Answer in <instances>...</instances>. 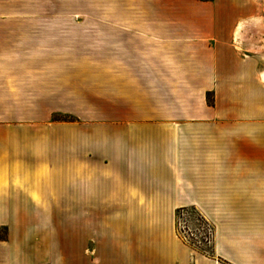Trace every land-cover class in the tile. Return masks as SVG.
Returning a JSON list of instances; mask_svg holds the SVG:
<instances>
[{
	"label": "crops",
	"instance_id": "obj_1",
	"mask_svg": "<svg viewBox=\"0 0 264 264\" xmlns=\"http://www.w3.org/2000/svg\"><path fill=\"white\" fill-rule=\"evenodd\" d=\"M0 227V264H264V0H0Z\"/></svg>",
	"mask_w": 264,
	"mask_h": 264
},
{
	"label": "rangeland",
	"instance_id": "obj_2",
	"mask_svg": "<svg viewBox=\"0 0 264 264\" xmlns=\"http://www.w3.org/2000/svg\"><path fill=\"white\" fill-rule=\"evenodd\" d=\"M71 18H78L75 17L76 13H71ZM186 213L187 219H188V225L192 231V236L189 237H183L182 235L178 234V238H180L182 241H184L186 244L190 245L191 247L201 250L204 253L211 254L212 247L210 244L206 242V236H207V229H204V227L209 226L208 222L206 220L204 221L202 218V215L199 211H197L194 207H180L175 211V228L178 229V224L180 222L179 217L184 213ZM203 222L205 223L203 224ZM212 226V225H211ZM3 227H0V239H3L5 237V232L2 230ZM78 253H72V263L76 262L78 259Z\"/></svg>",
	"mask_w": 264,
	"mask_h": 264
},
{
	"label": "built area",
	"instance_id": "obj_3",
	"mask_svg": "<svg viewBox=\"0 0 264 264\" xmlns=\"http://www.w3.org/2000/svg\"><path fill=\"white\" fill-rule=\"evenodd\" d=\"M186 213L187 212H184L182 215H181V217H179V220H180V222H179V224H178V229L176 230V228H175V230H176V234H177V236H178V234H180V235H182L184 238L185 237H189V236H192L193 234H192V231H191V229H190V227H189V223H188V219H187V216H186ZM202 215V214H201ZM202 219L205 221L206 220V222H208V224H209V226H207V227H204V229H207V236H206V242L208 243V244H210L211 245V247H212V243H213V235H214V228H213V226H211L212 224L202 215ZM205 222H203V224H204ZM207 223H205V225H206Z\"/></svg>",
	"mask_w": 264,
	"mask_h": 264
},
{
	"label": "trees",
	"instance_id": "obj_4",
	"mask_svg": "<svg viewBox=\"0 0 264 264\" xmlns=\"http://www.w3.org/2000/svg\"><path fill=\"white\" fill-rule=\"evenodd\" d=\"M208 99H209V97H208ZM209 101V103L211 104V100H208ZM2 229V228H1ZM4 232H5V237L3 238V239H0V241H5L6 239H7V228L6 227H3V229H2Z\"/></svg>",
	"mask_w": 264,
	"mask_h": 264
}]
</instances>
